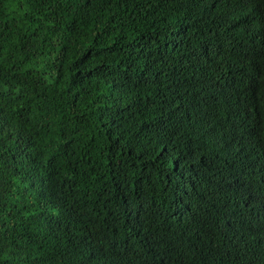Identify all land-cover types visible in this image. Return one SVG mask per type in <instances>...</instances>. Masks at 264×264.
I'll return each mask as SVG.
<instances>
[{
	"label": "trees",
	"instance_id": "trees-1",
	"mask_svg": "<svg viewBox=\"0 0 264 264\" xmlns=\"http://www.w3.org/2000/svg\"><path fill=\"white\" fill-rule=\"evenodd\" d=\"M0 264H264V0H0Z\"/></svg>",
	"mask_w": 264,
	"mask_h": 264
},
{
	"label": "clouds",
	"instance_id": "clouds-1",
	"mask_svg": "<svg viewBox=\"0 0 264 264\" xmlns=\"http://www.w3.org/2000/svg\"><path fill=\"white\" fill-rule=\"evenodd\" d=\"M246 110V109H245Z\"/></svg>",
	"mask_w": 264,
	"mask_h": 264
}]
</instances>
